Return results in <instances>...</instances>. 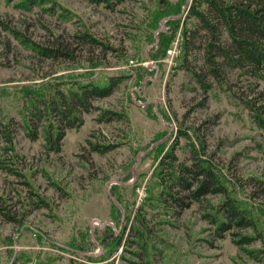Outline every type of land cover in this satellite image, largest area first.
<instances>
[{
    "label": "rangeland",
    "instance_id": "obj_1",
    "mask_svg": "<svg viewBox=\"0 0 264 264\" xmlns=\"http://www.w3.org/2000/svg\"><path fill=\"white\" fill-rule=\"evenodd\" d=\"M19 1L0 0V20L32 39L46 41L52 31L72 41L70 35L89 29L111 49L89 50L74 45L73 60H42L0 26V121L14 122L15 145L24 156L21 165H17L24 178L0 169V264H91L82 254L73 252L76 247L88 249L96 258L109 256L107 261L93 264L140 263L136 247L128 246L126 252L122 247L115 250L103 244L108 239L106 225L118 235L125 228V220L124 225L119 224L112 187L120 181L130 186L116 190V196L125 205L121 207L123 215H130V224L149 197L148 187L158 163L152 149L162 140L168 147L180 128H188L190 135L192 128L197 129L207 150L229 178L264 179V139L248 110L235 97L243 90L249 93L247 82L231 75L230 88L214 85L205 94L190 73L176 67V59L169 64L167 52L163 59H147L153 46L145 40L144 32L157 0H124L112 8L83 0H54L64 10L53 15L41 12V8L25 12L17 8ZM191 2L186 0L181 16ZM181 31L182 25L168 50L176 42L180 45ZM195 54L192 63L202 66V49L197 48ZM93 62L98 64L95 68ZM142 67L148 71L142 72ZM138 72L144 78L142 86L138 84ZM109 73H127L129 77L110 97L95 104L101 109L125 113L126 120L98 123L100 111L85 113L81 127L66 131L58 153L45 147L42 133L35 141L26 136L19 93L22 87ZM258 83L264 87V80ZM150 104L155 105L157 115L147 108ZM93 132L99 139L114 141L117 147L105 154L89 152L86 139ZM180 143L178 155L181 160H188L185 140L181 138ZM136 164L137 178L128 185L133 179L128 176H133ZM41 198L47 204L37 207L33 201ZM158 212L145 206L150 226L158 236L154 264L253 263L229 235L223 239L214 235L212 226L202 219L198 205L180 216Z\"/></svg>",
    "mask_w": 264,
    "mask_h": 264
},
{
    "label": "trees",
    "instance_id": "obj_2",
    "mask_svg": "<svg viewBox=\"0 0 264 264\" xmlns=\"http://www.w3.org/2000/svg\"><path fill=\"white\" fill-rule=\"evenodd\" d=\"M83 1L112 8L124 0ZM185 3L186 0H157V7L151 12L147 31L144 32L145 40L153 46L147 53V59H163L182 25L181 52L176 59V67L190 73L205 94L214 85L230 88L231 75L243 78L248 84L249 93L243 90L241 94L235 93V97L248 110L253 124L264 139V87L261 88L258 83L264 80V0H192L187 5L185 15L181 16ZM16 6L25 12L41 8V12L50 15L57 10H64L54 0H20ZM164 19H168L165 22L166 30L158 33L159 42L156 45L154 31L160 28V22ZM0 26L42 60H73L76 50L74 45L89 50L111 49L89 29L70 35L72 41L51 31L48 40L39 42L1 20ZM197 48L203 52L202 66L192 63ZM95 62L91 63L92 68L98 65ZM140 70L144 73L148 71L143 67ZM138 74V84L142 86L144 78ZM128 77L127 73H109L99 77L91 74L22 87L19 93L23 104L22 128L26 136L35 141L42 133L45 147L58 153L66 131L81 127L85 113L100 111L96 118L98 123L126 120L125 113L101 109L95 103L110 97ZM147 108L152 114H158L155 105L150 104ZM13 123L12 120L0 121V169L23 177L17 165H21L24 156L16 148V125ZM191 130L193 135L188 133V128H180L168 147L166 143H159L152 149V152L157 153L158 163L148 187L149 197L138 208L130 224V215L124 216L121 211L124 202L119 195L116 196V190L130 186H125V181L113 185L114 208L120 217V226L125 220V228L118 235L110 225H106L104 231L108 239L103 244L107 248L115 247V250L122 247L126 252L128 246H134L137 250L135 255L142 261H131L133 264H154L155 240L158 236L150 226L151 219L147 218L145 206L149 205L158 213L162 212V215L180 216L195 204L200 209L202 219L212 226L216 237L223 239L229 235L252 264H264V179L251 177L238 179V182L229 178L207 150L205 139L197 129ZM181 138L185 140L183 147L190 154L185 161L178 155V150L182 148ZM117 145L114 141L99 139L94 132L86 139V148L91 153L105 154ZM132 177L130 174L129 180ZM33 202L37 207L47 204L44 198ZM96 229L94 227V232ZM76 248L72 249L73 252L82 254L91 264L105 262L109 258H96L88 249Z\"/></svg>",
    "mask_w": 264,
    "mask_h": 264
},
{
    "label": "water",
    "instance_id": "obj_3",
    "mask_svg": "<svg viewBox=\"0 0 264 264\" xmlns=\"http://www.w3.org/2000/svg\"><path fill=\"white\" fill-rule=\"evenodd\" d=\"M186 8H187V7H185V11H184V13L186 12ZM167 20H168V19H164V20H162L160 29L155 33L156 38H157V42H158V33H159L160 31H165V22H166ZM163 141H164V140L158 142L157 144L162 143ZM154 146H155V144L152 145V146L150 147V149H149L147 152H145L144 154H147V153H148V152H149ZM138 160L140 161V156H139V159H138ZM138 163H139V162H138ZM138 163H137V164H138ZM137 164L133 166V179L128 183V185L132 184V183L136 180V178H137V169H136Z\"/></svg>",
    "mask_w": 264,
    "mask_h": 264
},
{
    "label": "built area",
    "instance_id": "obj_4",
    "mask_svg": "<svg viewBox=\"0 0 264 264\" xmlns=\"http://www.w3.org/2000/svg\"><path fill=\"white\" fill-rule=\"evenodd\" d=\"M180 52H181V48H180L179 42L174 43V46L167 51L168 59H169L168 62L170 65L174 64V61L179 56ZM146 64H149V63H146Z\"/></svg>",
    "mask_w": 264,
    "mask_h": 264
}]
</instances>
